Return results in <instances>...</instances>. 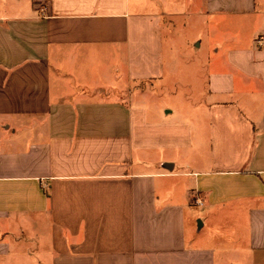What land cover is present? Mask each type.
Returning <instances> with one entry per match:
<instances>
[{"label": "crops", "instance_id": "obj_1", "mask_svg": "<svg viewBox=\"0 0 264 264\" xmlns=\"http://www.w3.org/2000/svg\"><path fill=\"white\" fill-rule=\"evenodd\" d=\"M182 15L215 18L193 121L132 95ZM226 218L264 264V0H0V264H215Z\"/></svg>", "mask_w": 264, "mask_h": 264}, {"label": "rangeland", "instance_id": "obj_2", "mask_svg": "<svg viewBox=\"0 0 264 264\" xmlns=\"http://www.w3.org/2000/svg\"><path fill=\"white\" fill-rule=\"evenodd\" d=\"M176 6L177 13H182V8ZM212 21L215 18L208 19L202 15L164 19V77L144 89L143 85H133L132 95L137 104L164 110V113L171 112L170 119L193 121L195 113L207 101V60L211 53L213 56ZM199 41L200 47H197L196 42ZM98 93L105 96L108 92ZM207 234L212 236V246L218 251L215 264H258L248 248L245 224L235 225L228 218L218 219V223H212L211 231L204 228L201 233H193L191 238L194 235L203 238Z\"/></svg>", "mask_w": 264, "mask_h": 264}, {"label": "built area", "instance_id": "obj_3", "mask_svg": "<svg viewBox=\"0 0 264 264\" xmlns=\"http://www.w3.org/2000/svg\"><path fill=\"white\" fill-rule=\"evenodd\" d=\"M194 203H195L196 205H201V201L198 200L197 197L194 198Z\"/></svg>", "mask_w": 264, "mask_h": 264}]
</instances>
